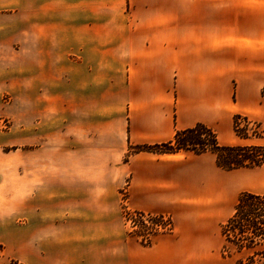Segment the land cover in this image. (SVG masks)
<instances>
[{
	"label": "crops",
	"instance_id": "1",
	"mask_svg": "<svg viewBox=\"0 0 264 264\" xmlns=\"http://www.w3.org/2000/svg\"><path fill=\"white\" fill-rule=\"evenodd\" d=\"M222 54L234 87H221ZM0 69L22 142L6 264H228L221 178L239 170L208 153L126 154L219 130L229 106L264 122V0H0ZM125 181L129 208L170 217L171 232L147 246L126 235Z\"/></svg>",
	"mask_w": 264,
	"mask_h": 264
},
{
	"label": "rangeland",
	"instance_id": "2",
	"mask_svg": "<svg viewBox=\"0 0 264 264\" xmlns=\"http://www.w3.org/2000/svg\"><path fill=\"white\" fill-rule=\"evenodd\" d=\"M189 1L190 3H195L196 0H189ZM192 14L193 17L191 20L194 21L198 16V13L194 12ZM200 16H202L206 20L211 19L212 12L210 10H207L204 13H199V17ZM200 29L202 28L194 27L193 24H190L188 29H184V30L194 33L200 31ZM177 32L178 34H181L180 29L174 28V36H178L176 35ZM233 63H234L233 60L229 57L228 54H222V58L220 61L221 70H222L221 87H234L233 80L231 79L230 76L232 72L231 69ZM10 72L12 75L9 78L11 82L16 85L17 72L13 68L12 70H10ZM15 91H17V89H15L14 87H0V264H6V260L4 259L2 253L3 245L1 240L3 238L4 231L7 230L8 227L7 224L11 223L17 226V220L12 221L11 220L12 218H10V215L14 214V213H10L11 212L10 208L17 206L16 203L19 194V181H18L19 153H20V148L22 149L21 146L22 142L20 140V132H19L20 124L17 117L18 108L15 104L17 99V98L15 99V95H16ZM263 95H264V91H263ZM229 104H231V102ZM127 110L128 109L126 108L125 111L126 116L128 115ZM228 113L229 114H227L228 116L226 120L224 119V117L222 118L223 121L221 123V128L219 130L217 127L212 128L216 132L218 141L221 145H227V146L264 145V138H259V136L261 137L264 134V122L255 118L248 117L251 121L260 123V125L256 126V124L253 123L248 124V129H250L249 131L250 138L248 140H240L235 137L232 131L233 116L236 114L234 113V109H232L230 106L228 108ZM241 125H245V122L242 121ZM252 131H256L257 133H259V135L256 136L254 133H252ZM136 147L138 146L130 147L126 155H130L134 153ZM127 182L128 181H125V183L122 185L121 187L122 189L125 184H128ZM221 185L222 187L224 186L227 188L226 192L231 197V201L227 206L228 209L226 215V217H229L233 212V208L237 202L238 197L242 193L248 192V193L264 195V171L262 169H252V170L242 169L232 175L222 176ZM121 188L118 191V201H119L118 206H119V213H120L122 227L124 228L127 236L135 238L140 244L144 245L140 239V236L143 235L142 231H139L140 227L134 229L131 226L132 223L128 221V219L125 217L123 213L126 207L130 211H135V210L130 209L128 204L125 203L127 202L128 193H127L126 201L123 203L122 196L120 195V192H122ZM228 188H231V190L228 191L229 190ZM168 218L170 219V217ZM169 221L172 228L171 219ZM228 247L229 248L226 251V257H225L228 264H236V262L237 264L239 262L240 264H264V258H260V256L254 253V251L258 253L260 247H258L255 250H243L240 252H237L236 247L233 245H229Z\"/></svg>",
	"mask_w": 264,
	"mask_h": 264
},
{
	"label": "trees",
	"instance_id": "3",
	"mask_svg": "<svg viewBox=\"0 0 264 264\" xmlns=\"http://www.w3.org/2000/svg\"><path fill=\"white\" fill-rule=\"evenodd\" d=\"M245 125H241V122ZM259 126L247 116H233L232 131L236 138L248 140V124ZM256 136V131H252ZM259 138H264V134ZM181 151L195 155L211 154L215 165L223 171L262 169L264 171V145H221L216 132L203 124L175 131L172 139L154 145H144L135 148L134 153L149 152L154 154H173ZM221 234L225 244L222 255L226 257L229 245L236 251L255 250L256 255L264 258V195L242 193L234 205L232 214L221 226ZM229 256V255H228ZM237 264V262H236ZM240 264V262L238 263Z\"/></svg>",
	"mask_w": 264,
	"mask_h": 264
},
{
	"label": "built area",
	"instance_id": "4",
	"mask_svg": "<svg viewBox=\"0 0 264 264\" xmlns=\"http://www.w3.org/2000/svg\"><path fill=\"white\" fill-rule=\"evenodd\" d=\"M121 191L120 195L122 196L124 203L127 198L128 184H125ZM123 213L128 221L132 223L131 226L134 229L140 227L139 231H142L143 233V235L140 236V239L144 245H149L152 237L157 233H169L172 231L169 221L170 219L167 216H153L144 212L130 211L127 207L124 209Z\"/></svg>",
	"mask_w": 264,
	"mask_h": 264
}]
</instances>
